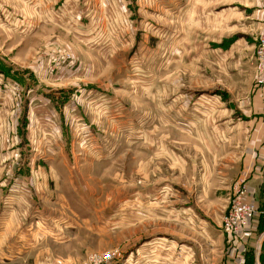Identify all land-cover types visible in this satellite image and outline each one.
Listing matches in <instances>:
<instances>
[{
    "label": "rangeland",
    "instance_id": "rangeland-1",
    "mask_svg": "<svg viewBox=\"0 0 264 264\" xmlns=\"http://www.w3.org/2000/svg\"><path fill=\"white\" fill-rule=\"evenodd\" d=\"M122 1L126 12L115 22L116 29L121 23V33L116 31L120 38H112L113 27L93 28L84 20L90 35L75 37L82 50L74 53L49 55L45 44L25 49L22 43L19 53L29 61L14 67L10 76L17 73L13 79H22L24 85L10 78L9 85L0 86V93L20 99L23 133L14 131L22 141L21 151L13 146L7 161L9 179L0 196V264H145L142 255L151 242L167 238L157 230L165 222L152 209L175 214L192 203L209 220H222L220 229L227 239L247 232L251 221L237 233L224 230L223 222L236 184L246 186L241 159L248 156L255 168L261 165L264 0ZM3 54L11 58L18 53L1 47L0 58ZM39 57L47 58V72L58 69L62 77L47 80L50 74L41 71L39 77L28 68ZM0 62L6 65L2 58ZM39 90L57 111H63L67 101L73 104V120L67 119L68 128L63 127L68 131L62 154L66 161L57 164L72 174V190L63 186L58 191L72 195L74 215L67 212L61 222L43 221L35 212L23 217L16 209L18 191L34 190L40 174L49 177L46 156L40 148L28 147L24 123L27 96L37 98ZM10 138H4L5 144ZM259 186L252 200L247 201L246 194L244 201H257V215L264 216V179ZM44 189L50 193L57 187L51 182ZM200 192L204 194L196 197ZM169 198L174 202L164 204ZM35 201L33 209L55 204ZM172 217L167 224L173 227ZM25 230L29 234L24 238ZM171 235L169 240L182 243ZM259 236L249 250L254 261ZM261 247L264 254V242ZM167 248L176 256L177 245ZM237 249L227 243L224 253Z\"/></svg>",
    "mask_w": 264,
    "mask_h": 264
},
{
    "label": "crops",
    "instance_id": "crops-1",
    "mask_svg": "<svg viewBox=\"0 0 264 264\" xmlns=\"http://www.w3.org/2000/svg\"><path fill=\"white\" fill-rule=\"evenodd\" d=\"M123 2L122 0H0V23L7 24H3L4 30L0 37V43L3 44L1 47L8 53H18L11 58H6V55L3 54L11 67L7 65L6 59L1 56L6 65L0 62V75L5 78V80H2V77H0V81H3V84L0 82V86L9 85V82H11L10 78L16 77L17 73L10 76L11 71L14 73V70H17L14 67H23L26 64L27 60L25 61V58H22V54L19 53L22 43H26L25 49L31 46L37 49L40 45L45 44L44 52L49 53V55H51L50 53H61V51L65 52L67 50L74 53L75 49L82 50L81 46L80 49L76 47L78 45L75 44V37H85L87 35L89 37L90 35V31L86 27L87 23L84 24V20H87L88 23L92 22L94 24L93 28L101 26L100 29L105 30L106 28L113 27L112 38H120L122 36L120 34L121 23L116 29L115 22H120L122 17H124L127 5ZM8 23H12L11 27L13 28H9ZM107 23L113 24L108 26ZM117 30L120 33L116 32ZM108 32L110 34V30ZM81 44L84 43L81 42ZM34 48L28 50V53L34 50ZM47 66H49L47 58L39 57L37 62L32 61L28 68L41 77V73H45V75L50 74L46 70ZM41 71H44V73ZM60 74L57 69L54 73L50 74L47 80L57 81V75L60 78L62 77V74ZM13 81L20 84L24 83L22 79H13ZM35 94L37 98L27 96L26 109L28 108V115L24 119L25 126L28 129V137L26 138L30 140L28 144L30 149L36 151L40 148L38 152L40 154L43 152L42 154L46 156L45 160L49 167V177L40 174L39 176L42 178L41 182L39 183V179L36 177L34 190L29 188L24 189L23 193L22 191H18L21 196L16 197L19 203V205H16V209L23 217L35 212L41 216L43 221L61 222L64 220L61 216L66 214L67 217L68 213L71 216L74 215L72 195L69 194L68 196L66 193L58 191L63 186L70 187V190H72L73 177L71 173H67L66 168H62L60 163L57 164V162L65 160V157L62 156L64 150L63 140H67L64 136L68 134V131L63 127L68 128L67 119L73 120V104H69L67 101L63 111H57L56 106L54 107L51 100L43 98L45 94L42 90H39ZM19 108L20 99L13 98L9 94L0 93V196L3 194V190L6 189V183L9 179L7 170L10 169V166H7V161L14 154L12 150L13 146H16L17 151H21L19 147H21L20 142L22 144V141L14 135V131L21 136L23 135L21 129H19V125L21 124L18 115ZM70 125H72V122ZM30 135L34 137L31 136L32 138L29 139ZM9 136L12 140H8V143L5 144L4 138L7 139ZM36 138H39V140L36 141ZM23 143H26V141H23ZM259 146V153H262L260 154L262 158H258L257 160L261 164L259 167L255 168L254 159H247L246 157L248 156H244L241 159V175L242 179L246 181L247 201L252 200L256 190L259 191V185L264 179V141ZM44 151H49L50 154ZM214 153L212 149L211 154L213 155ZM38 154L35 153L34 158L37 159ZM40 164H42V161ZM51 182L55 183L57 190H50L48 191L50 193H47L44 188H47ZM166 192L163 190V196H165ZM203 194V192H200L196 197H200ZM169 195L170 193H168ZM39 199H42V201H54L55 204L48 205V209L45 206H43L44 208L38 207L33 209V206L36 205L35 200ZM19 200L23 202H19ZM170 202L174 201H171L169 198L164 204L169 205L171 204ZM178 204L182 206L181 204L183 203ZM7 211L5 209V212ZM154 212L161 216L159 218L162 223L165 222V226L163 225L157 230L162 235H166L167 238L161 237L151 242L147 252L143 255L141 254V261L145 264H264L263 251L259 252L264 242V216H261L263 213L257 215L249 223L246 229L247 232L242 238L231 239L228 237L227 239L220 229L222 220H209L210 217L203 212L198 204L192 203V206L189 207L183 205V207H179V211L175 214L165 209H161V211H154L152 209V213ZM203 213L208 217H204ZM171 214L173 216L172 223H174V226L176 224V227L173 226L174 228L172 225L167 224L171 219ZM25 221L23 218L22 220L20 219L22 224H25ZM186 231L189 232L185 233ZM261 231L263 232L261 233ZM171 233L177 235L176 238L182 243L169 240L168 237L173 236ZM257 233H260L261 236H259V247L255 246L256 251L254 250V256L256 260L254 261L253 254L251 255L249 250L253 247L254 238ZM22 234L25 238L29 233L25 230ZM227 243L231 244L234 248H238V252L235 250L230 254H225L224 247ZM172 245H177V248H175L176 256H173L169 252L170 249L167 248ZM18 248L20 250L21 247L18 246ZM18 254L19 259L21 254Z\"/></svg>",
    "mask_w": 264,
    "mask_h": 264
},
{
    "label": "built area",
    "instance_id": "built-area-1",
    "mask_svg": "<svg viewBox=\"0 0 264 264\" xmlns=\"http://www.w3.org/2000/svg\"><path fill=\"white\" fill-rule=\"evenodd\" d=\"M260 40V67L261 71H264V28L261 32ZM236 189L230 212L223 222L224 230L231 233H237L244 230L247 227V224L259 213V204L257 201L250 203L244 201V197L247 194V187L243 182L237 183Z\"/></svg>",
    "mask_w": 264,
    "mask_h": 264
}]
</instances>
